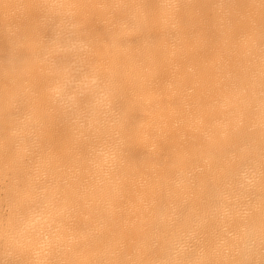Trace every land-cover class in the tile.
Listing matches in <instances>:
<instances>
[{"label": "bare ground", "instance_id": "obj_1", "mask_svg": "<svg viewBox=\"0 0 264 264\" xmlns=\"http://www.w3.org/2000/svg\"><path fill=\"white\" fill-rule=\"evenodd\" d=\"M0 0V264H264V0Z\"/></svg>", "mask_w": 264, "mask_h": 264}, {"label": "clouds", "instance_id": "obj_2", "mask_svg": "<svg viewBox=\"0 0 264 264\" xmlns=\"http://www.w3.org/2000/svg\"><path fill=\"white\" fill-rule=\"evenodd\" d=\"M50 7L54 12L58 13L61 9L65 7V5L61 3L60 0H52Z\"/></svg>", "mask_w": 264, "mask_h": 264}]
</instances>
